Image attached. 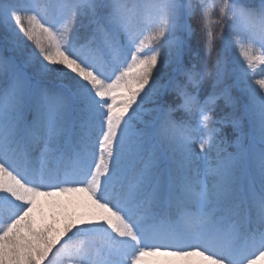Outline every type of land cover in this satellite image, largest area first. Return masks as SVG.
<instances>
[{
	"label": "snow or ice",
	"instance_id": "6c2138e0",
	"mask_svg": "<svg viewBox=\"0 0 264 264\" xmlns=\"http://www.w3.org/2000/svg\"><path fill=\"white\" fill-rule=\"evenodd\" d=\"M258 70L264 0H0V264H264Z\"/></svg>",
	"mask_w": 264,
	"mask_h": 264
},
{
	"label": "trees",
	"instance_id": "16d2710c",
	"mask_svg": "<svg viewBox=\"0 0 264 264\" xmlns=\"http://www.w3.org/2000/svg\"><path fill=\"white\" fill-rule=\"evenodd\" d=\"M193 26L195 27V21H193ZM197 40H198V35H197L196 37L193 38V44H194L195 47H197V48L199 49V51H200V55L203 56L202 46L197 45V43H196ZM229 55L231 56V58H232L233 60L236 59L235 54H233V53H229ZM255 78H256V79L264 78V72L258 70V71H257V75H256ZM218 112H219V110H218Z\"/></svg>",
	"mask_w": 264,
	"mask_h": 264
},
{
	"label": "rangeland",
	"instance_id": "374dc122",
	"mask_svg": "<svg viewBox=\"0 0 264 264\" xmlns=\"http://www.w3.org/2000/svg\"><path fill=\"white\" fill-rule=\"evenodd\" d=\"M149 259H153V258H149Z\"/></svg>",
	"mask_w": 264,
	"mask_h": 264
}]
</instances>
